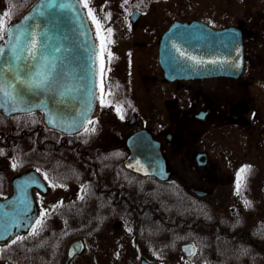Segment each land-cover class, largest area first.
Instances as JSON below:
<instances>
[{
    "label": "flooded vegetation",
    "instance_id": "1",
    "mask_svg": "<svg viewBox=\"0 0 264 264\" xmlns=\"http://www.w3.org/2000/svg\"><path fill=\"white\" fill-rule=\"evenodd\" d=\"M210 1L89 0L112 29L104 79L111 106H101L98 88L91 135L51 128L38 111L18 114L15 132L0 131V150L18 165L11 176L0 172V199L14 193L15 177L34 170L41 179L24 187L37 214L51 212L41 236L9 249L0 264H264V77L253 76L247 59L252 32L264 27L237 24L243 69L186 74L201 68L184 59V49L194 51L184 41L232 27L229 0ZM22 4L0 0L8 25ZM41 173L64 187H49ZM78 240L83 250L68 260ZM193 245L195 256L185 251Z\"/></svg>",
    "mask_w": 264,
    "mask_h": 264
},
{
    "label": "water",
    "instance_id": "2",
    "mask_svg": "<svg viewBox=\"0 0 264 264\" xmlns=\"http://www.w3.org/2000/svg\"><path fill=\"white\" fill-rule=\"evenodd\" d=\"M45 0H38L35 5L14 25L10 27L15 29L16 25H24L22 22L26 17L32 15L37 7H39ZM57 3H64L69 5L65 9H53L47 13L45 17L38 18L36 23L40 24L39 29L33 31L39 32L44 27H47L49 35L52 37L49 42L53 48L59 47L60 51L55 55L64 58V63L68 65L70 76L63 81L66 92L63 103H55L52 98L48 99V108L51 110H58V114L54 117L51 113L46 114L40 107H36L33 111L42 112L44 115V122L51 128L57 129L65 133H74L80 130H73L68 127L74 117L87 109V118H91L97 102L98 97V74H97V48L93 37L92 28L86 11L82 8L79 0H57ZM29 23H33L30 21ZM190 25L187 27H193ZM186 27V26H185ZM196 29V28H195ZM206 30V28H205ZM206 36L199 35V39L190 38L189 41L194 46L191 48L193 53H187L183 50L184 59H188L189 63L196 62L195 66L201 69H183L186 74H208L212 68L222 65V69H243L244 66V45L242 33L239 28L231 27L221 31L206 30ZM0 47L5 49L6 54L10 55L8 46L3 41ZM59 63V62H58ZM239 65V67H237ZM11 78V77H9ZM77 85L80 86L79 91H75ZM19 87V86H18ZM37 95L26 93V99L31 104H39L41 100L46 98V94L40 90ZM95 93V95H93ZM75 95L78 98L72 100L71 97ZM55 100H60L59 96L54 97ZM5 115L3 109H0ZM25 113L22 111L13 112L12 114ZM11 114V115H12ZM50 117L53 122L49 123ZM31 179H41V176L34 170H30L20 174L13 180L14 193L6 198L0 199V235H3V228L5 224L11 225L13 222L18 224V227H12V236L27 234L28 226L25 225L22 211L26 204H30L31 211L29 216L35 218L37 216V208L34 203L32 193L24 186L31 185ZM7 241L0 240V245L6 244ZM83 241L74 242L70 247V255L68 260L73 256L81 253L83 250ZM141 264H157L143 260Z\"/></svg>",
    "mask_w": 264,
    "mask_h": 264
},
{
    "label": "snow or ice",
    "instance_id": "3",
    "mask_svg": "<svg viewBox=\"0 0 264 264\" xmlns=\"http://www.w3.org/2000/svg\"><path fill=\"white\" fill-rule=\"evenodd\" d=\"M130 0H124V4H128ZM142 2V0H141ZM80 5L86 10V15L91 24L96 29V37L99 40V53L97 55L98 67L97 74L99 77V83L97 87L100 93V103L102 107H109L110 104H106L105 97V53H107L108 63H111L112 53L108 51V45L112 44V29L109 27L104 28L103 23L98 19L96 12L91 7L89 0H79ZM69 5L64 3H57V0H45L39 7H37L34 13L25 18L22 22L24 27L16 25L15 29L8 26L5 18L10 16V12L6 11L0 16V41H4L8 46L10 55L6 54L5 49L0 47V109H3L6 114L11 115L13 112L22 111L29 115L33 113V109L36 107L42 108L46 114L51 113L54 117L58 114V110H51L48 108V99L52 98L55 103H63L66 92L64 91L65 85L63 81L66 77L70 76L68 65L64 63V58L55 55L60 51L59 47L53 48L49 43L52 37L48 33L47 27H44L39 32L33 31V29H39L41 26L36 23L38 18L45 17L47 13H50L53 9H65ZM103 11V9H101ZM111 13H107L104 16L105 20H110ZM32 21L33 23H29ZM59 62V63H58ZM239 67V65H237ZM110 71V69H108ZM11 77V78H9ZM19 86V87H18ZM40 90L46 94V98L41 100L39 104H31L25 98L26 93L37 95ZM80 86L77 85L75 91H79ZM109 90L107 95L111 96ZM95 95V93H93ZM59 96L60 100H55L54 97ZM78 97L73 95L72 100H76ZM117 113H120V108H116ZM13 119L19 121V116H13ZM121 118H123L121 116ZM33 123L37 121L33 120ZM53 120L50 117L49 123ZM96 122L87 118V109L82 111L79 116L74 117L69 128L76 130L83 127L84 134L91 135L96 131L95 127H88L87 125H94ZM0 154L3 151L0 150ZM139 164V162H137ZM18 165L13 163L12 167L15 168ZM131 166V165H130ZM39 172L40 169H37ZM250 172V168L245 166L241 168L237 175L236 191L237 195L240 194L242 187L246 186V174ZM46 181H49L48 186L51 188L64 187L63 184L58 183V178H49L47 173H41ZM82 191L87 194V186L85 185ZM39 196V193H37ZM84 197L81 196L80 199ZM245 204L250 206L248 201ZM62 206V202H59L55 206H51V211ZM31 211L30 204H26L22 211L23 217H26L24 223L28 226L27 236L16 235L9 240L12 236L11 228L18 227L19 225L13 222L11 225L5 224L3 228V235H0V240L7 241L2 247H0V259H3L4 253L9 249L14 248L28 239H35L40 237L42 232L46 230L47 220L51 215L49 208H41L35 218L29 216ZM46 243V241L44 242ZM195 245L190 249H185L189 252V255L195 256ZM31 251V249H28Z\"/></svg>",
    "mask_w": 264,
    "mask_h": 264
},
{
    "label": "rangeland",
    "instance_id": "4",
    "mask_svg": "<svg viewBox=\"0 0 264 264\" xmlns=\"http://www.w3.org/2000/svg\"><path fill=\"white\" fill-rule=\"evenodd\" d=\"M96 1V0H94ZM196 0H183L184 6L191 5L193 7ZM225 0H212V2L220 3ZM209 5L210 0H199L198 3ZM230 3V24L237 27V24L241 22L248 23L252 26V29L256 31L259 26H256V23H261L264 27V0H229ZM193 9V8H192ZM190 8L187 9V11ZM253 40L249 41L250 45L248 46L249 51L247 55L248 63L252 69L253 76L257 75L258 77H264V30L263 34L257 37V33L252 32ZM1 42V41H0ZM257 47H260L257 49ZM252 49V51H250ZM9 126V125H8ZM14 163V157L11 158L7 153L4 152L3 156L0 155V172H4L7 175L11 176L15 174L12 164Z\"/></svg>",
    "mask_w": 264,
    "mask_h": 264
},
{
    "label": "trees",
    "instance_id": "5",
    "mask_svg": "<svg viewBox=\"0 0 264 264\" xmlns=\"http://www.w3.org/2000/svg\"><path fill=\"white\" fill-rule=\"evenodd\" d=\"M36 0H23V4H22V13L25 12ZM27 121H31L27 120ZM18 122L17 120L13 119L12 117H6L2 114H0V131H3L5 133H7V131L12 130V132L16 131V127L18 126ZM26 124V127H29L28 122H25V120L21 123L22 124ZM9 125V126H8ZM6 135V134H5ZM0 177H2V175H0Z\"/></svg>",
    "mask_w": 264,
    "mask_h": 264
}]
</instances>
